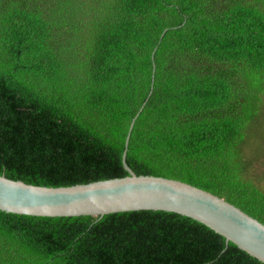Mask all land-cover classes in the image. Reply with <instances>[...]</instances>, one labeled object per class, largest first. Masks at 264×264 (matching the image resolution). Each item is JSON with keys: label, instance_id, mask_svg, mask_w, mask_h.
Wrapping results in <instances>:
<instances>
[{"label": "trees", "instance_id": "1", "mask_svg": "<svg viewBox=\"0 0 264 264\" xmlns=\"http://www.w3.org/2000/svg\"><path fill=\"white\" fill-rule=\"evenodd\" d=\"M136 174L264 223V0H0V174L44 186ZM0 264H264L161 210H0Z\"/></svg>", "mask_w": 264, "mask_h": 264}, {"label": "water", "instance_id": "2", "mask_svg": "<svg viewBox=\"0 0 264 264\" xmlns=\"http://www.w3.org/2000/svg\"><path fill=\"white\" fill-rule=\"evenodd\" d=\"M131 119L122 152V177L61 186H44L0 174V210L21 215L97 219L115 212L161 210L203 223L264 263V223L239 207L190 183L150 174H136L126 162Z\"/></svg>", "mask_w": 264, "mask_h": 264}]
</instances>
